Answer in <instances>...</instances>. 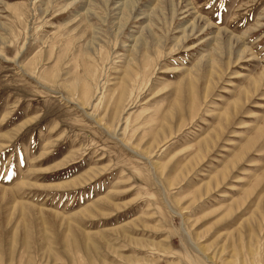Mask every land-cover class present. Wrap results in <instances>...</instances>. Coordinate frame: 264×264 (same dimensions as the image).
<instances>
[{
  "label": "rangeland",
  "instance_id": "374dc122",
  "mask_svg": "<svg viewBox=\"0 0 264 264\" xmlns=\"http://www.w3.org/2000/svg\"><path fill=\"white\" fill-rule=\"evenodd\" d=\"M0 188V264H264V0H0Z\"/></svg>",
  "mask_w": 264,
  "mask_h": 264
},
{
  "label": "bare ground",
  "instance_id": "6f19581e",
  "mask_svg": "<svg viewBox=\"0 0 264 264\" xmlns=\"http://www.w3.org/2000/svg\"><path fill=\"white\" fill-rule=\"evenodd\" d=\"M161 1H162V0H161ZM127 3H128V2H127ZM184 3H185V2H184ZM134 5H135V4H134ZM133 7H134V6H133ZM158 7H159V6H158ZM156 8H157V7H156ZM158 9H159V8H158ZM200 23H201V22H200ZM216 35H217V34H216ZM217 41L219 42V40H217ZM218 42H217V43H218ZM227 43H228V42H227ZM217 45H218V44H217ZM227 45H228V44H227ZM219 48H220V47H219ZM219 48H218V49H219ZM230 48H231V47H230ZM227 50H228V49H227ZM223 51H224V49H223ZM226 54H228V53H226ZM221 55H222V54H221ZM238 55H239V54H238ZM229 56H230V55H229ZM236 56H237V55H236ZM222 62H223V61H222ZM234 64H235V63H234ZM227 66H228V65H227ZM206 67L208 68L209 65L206 64ZM209 71H210V70H209ZM256 84H257V83H256ZM254 86H255V85H254ZM252 88H253V86H252ZM254 88H257V85H256ZM245 94H246V93H245ZM246 96H247V95H246ZM0 193H1V194H7V193L9 194L8 190H7V189H4V188H0ZM8 194H7V195H8ZM1 196H2V195H1ZM1 199H2V197H1ZM2 200H3V199H2ZM17 205H19V204H17ZM14 206H15V205H14Z\"/></svg>",
  "mask_w": 264,
  "mask_h": 264
}]
</instances>
